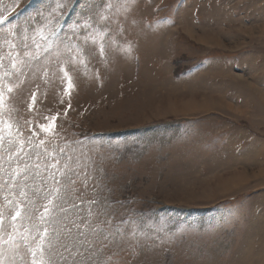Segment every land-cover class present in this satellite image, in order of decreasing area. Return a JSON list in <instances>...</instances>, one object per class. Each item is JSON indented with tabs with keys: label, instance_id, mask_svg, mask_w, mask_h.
Listing matches in <instances>:
<instances>
[{
	"label": "rangeland",
	"instance_id": "1",
	"mask_svg": "<svg viewBox=\"0 0 264 264\" xmlns=\"http://www.w3.org/2000/svg\"><path fill=\"white\" fill-rule=\"evenodd\" d=\"M58 2L0 0L18 26L0 57L26 61L0 82L19 84L0 107L4 239L47 229L52 264H264V0ZM61 41L83 49L68 94Z\"/></svg>",
	"mask_w": 264,
	"mask_h": 264
},
{
	"label": "snow or ice",
	"instance_id": "2",
	"mask_svg": "<svg viewBox=\"0 0 264 264\" xmlns=\"http://www.w3.org/2000/svg\"><path fill=\"white\" fill-rule=\"evenodd\" d=\"M108 7H111V4L108 5ZM64 8V3L63 0H60V2L57 3L56 7L53 9L51 15H53L55 17V15L57 13L62 14ZM103 19V17H102ZM6 20V17L4 16H0V25L4 24ZM17 25H9V27H7L6 29H0V32L4 33L3 36V42L5 44H7L8 48L10 50H14L16 49L17 45L16 43L11 39L12 36L17 35ZM28 29L25 28L23 30V35H22V39L24 41H27L29 39V36L27 34ZM56 35V29L51 27V21L49 22L48 25V31L47 33H45V31L43 30V28L41 29H37L35 32V35L32 37V42L36 45V49L39 50L40 48V44L37 43L36 41V37L38 36L40 40L42 41H48V37L49 36H55ZM89 39V37H85V40L87 41ZM94 39V38H93ZM101 39H103V37L101 36ZM63 45V49L61 50V46ZM23 47L25 49L28 48V44L24 43ZM49 49H51V42H49L48 44V48L45 49V51H48ZM75 51L76 54L74 55H70V57L68 59H65L63 61L62 64H60V57L65 53H73ZM99 51H100V55L103 56L104 55V45L100 44L99 46ZM83 52V49L80 48L79 46H75V49L68 45V44H64L63 41L60 42V44H58L56 46L55 49V56L57 57V63L60 64L59 67V71L61 73H63V78H66L68 80V86L65 89V93L68 94L69 89H71L73 87V84L71 82V76L69 75L68 71L65 69L64 65H67L69 63H73L76 61L77 56L80 55ZM24 55L26 57H28V60H36L38 59V55L33 54L32 51H25ZM19 54L17 53V55H13L12 51H9L8 53V58L10 59V64L9 66H5L3 63V57H0V82L3 81L4 78L6 77H11L13 74H19L22 75V70H21V65H24L26 63V61H24L23 59L18 58ZM80 63H84V60L81 59ZM20 83H23V81L21 80ZM19 84L13 85V86H8L7 84L3 85V88H0V107L4 106V100H5V95L6 93H11L13 91V87H18ZM33 100H35V94H33ZM29 107L31 108V105H29ZM51 120L53 121V123L48 124V125H40L41 130L45 131V132H49L52 131L55 127L54 125V121L56 120L55 116L51 117ZM13 136V132H12V125L9 124L8 122H3V126L0 127V143H3L6 139V137H12ZM14 141L12 139L8 140L9 144H12ZM44 141H41V144H43ZM20 145L21 147L17 149V152L21 151L24 145V142L21 140L20 141ZM58 163V161H57ZM52 167H55V165H52ZM14 172H16L17 174L19 173V171H22L20 169H15L13 170ZM13 179H15V176L12 177ZM56 183H59V181H56ZM21 196L25 195L24 192L20 193ZM52 201L49 200V204H51ZM93 203H95L93 201ZM48 208L45 207V214L48 213ZM20 216V211L18 210L16 215L12 217V220L15 221L17 219V217ZM43 218V217H41ZM3 220L4 217L2 216V214H0V230L3 229ZM109 223H111V221H109ZM13 229L15 230V223L12 224ZM47 229L44 230V233H42L40 235L39 241H37L35 243V247H33L32 241L35 239L34 237H29L27 235L22 236V237H18L13 234V233H7V239H4V234L2 232H0V245H7L8 249L12 250L13 252V258L12 260H8L5 256V254L0 253V264H15V258L16 256L20 255V249L22 247H25L28 249V251L31 254V264H52V260L51 259H45V250H44V244L45 241L47 239ZM119 231V229H118ZM133 234H135V230H133ZM105 239L107 240L108 237L106 236ZM49 245L51 247V241H49ZM65 250H67V248H65ZM21 260H23V257H20ZM62 260L64 259L63 256L60 257Z\"/></svg>",
	"mask_w": 264,
	"mask_h": 264
}]
</instances>
